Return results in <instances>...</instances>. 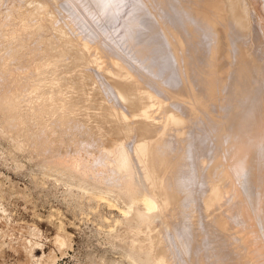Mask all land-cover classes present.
<instances>
[{"label": "rangeland", "instance_id": "rangeland-1", "mask_svg": "<svg viewBox=\"0 0 264 264\" xmlns=\"http://www.w3.org/2000/svg\"><path fill=\"white\" fill-rule=\"evenodd\" d=\"M70 1L71 0H0V264H134V263L135 264H146L145 263L146 260H144L146 258L145 256H142L140 257L142 259H139V262L141 260L142 263L141 262L139 263L138 259L134 257L136 253L135 252L136 250L134 249L136 247L137 248L140 247V245L142 244V241H144L143 236L146 237V235L144 234L145 233L144 228L142 230L141 229L137 230V228H141V225H138L139 220H136L138 219L136 218L137 217L136 215L140 211L143 212L144 208L141 203V200L146 195H148L149 194L148 192L150 191L149 186H148L149 183L147 185L146 180L144 179L143 174L138 166V163L136 162V155L133 149L135 147V141L137 140L136 134L135 133L131 134V136H128L123 141L124 143L123 148L129 155L130 159H132L131 160L132 161V171L130 173H123L120 171L121 172L120 173L118 170H116L113 167L112 164H111L112 166L110 165L111 163L110 161H112L111 156L108 154V150L111 145L110 137L104 138L97 131L96 126H93V127L90 126V123H88L90 120L87 118V120H89L87 122L86 118H84L85 116L83 117L79 114H71L70 112L66 113V114H69L68 116L70 117L65 116L64 115L65 112L64 114L62 113L64 111L62 108V105H59L60 108H62L61 109L62 112L60 111V108H58L57 106L58 104L56 105V103H58L57 101H60L61 103H63L65 99L67 98L68 95L65 96L66 94H64V92L67 91V88L69 86L68 82L71 80V79L69 80L68 77L66 79L65 73L69 69H71V71L69 72L74 71L75 67L73 66L74 64L72 65L73 62L70 61L69 54L60 53L57 51L56 47L60 40L57 38L59 35L54 31V25L61 26L62 28H64L65 32L67 33L66 37H71L75 40V42L77 43L76 51L78 53L82 52L83 55L84 53H87V55H85L86 60H84L85 62L83 61V64H84L83 70L94 79L96 85L98 86L97 88H98L99 93L101 94V97L103 96L102 99H104V101L107 103L108 106H112L113 108H116V109L120 108L123 111H126L128 115V109L123 107L124 104L121 100H118V98H120L118 97V92L116 91L114 87H112L110 80L106 78L107 77L106 72L107 70L109 71L110 69L111 61H114V59L115 60L118 59L121 61L123 57L124 58L122 59V61L125 63V66L127 67V63H129L128 64L130 67L129 71L130 72L133 71V74H132L133 76L136 75L133 77V79L135 78L134 81L136 83L140 81L139 82L140 85L139 83L137 84L140 89L145 90V87H147V84H145L143 81L145 80L144 74L145 73L150 74L149 77L152 76V78L150 77V81L154 79V81L151 82V85L153 83L155 86L156 84L160 83L158 84L159 87L166 85L165 88H166L167 93L164 92L165 94L162 95L165 101H167L173 107L176 103L178 104V102L179 104L184 103L182 104V106H185V104L187 103L186 101L188 99L186 98L184 99V97H181L182 94L180 95L177 93L181 89L179 90V88H176V87H181L183 85L182 77L181 75L180 76L178 75V78L176 80V75L174 74L175 71H172V68L170 67L171 64L169 63V61L165 60L167 59L165 55L166 54L165 51L163 52V54L162 53L161 54H162V57H164L163 60L165 62H168V64H167V67H164L165 70L163 71V69H161V67L159 66V63L157 65V62L155 61L157 57L154 56L156 53H154L153 47L158 53L159 51H157L158 49H156V47L158 48V46L154 44H149V45L147 44L148 46H145L143 48L138 47L142 45V40L146 38V35L147 37L148 35L150 36V31L152 30V23L154 21L151 23L152 20L149 21V19L150 17L152 18V16L150 15L155 13L153 12V10L154 11L156 10V12H159V11L163 12L161 10H163L164 6L167 4V3L165 4V2L167 1L166 0L165 1L164 0H153L155 1V3L152 4V8L153 7L154 8L151 9L149 7L151 6L149 0L148 1L147 0H143V1L130 0L131 2L127 0L128 2H126L125 5H127L128 8L127 7L121 8L122 10H125V12H123L125 14H122L121 13L122 10L120 9L121 11L120 15L121 16L123 15V16L120 17V15L118 14V16L120 17V19L118 18V20L120 21L117 22L115 20V23L113 24L114 19H116L114 18L112 22L113 26L111 25L112 20H110V16L107 14L108 16L105 15L104 17L101 11H98L97 8H94L95 7L94 5L89 3L90 0H83V1L76 0L78 4L81 2L79 6L78 4L76 5L75 1L73 2L72 1L70 2ZM87 1L89 2L87 3ZM132 1L134 3L136 1L137 2L141 1V3L145 1L144 3H146L147 1L149 2V3H146V6L148 9L144 5V7H142L143 12H141L140 9L142 8L141 6H139L141 4L139 3L138 5L136 4L137 3L136 2L135 3L136 5H135ZM184 2H186V0ZM222 2L225 4L227 3L229 7H231L230 5H232V7L236 6L235 14H237V17H241V19H243L242 20V22L244 23L243 27L247 29V33H248L247 38H246L248 40V41L246 40L247 44H249L250 42V46H251L252 45L251 43H253L254 41H259L260 42L259 45L262 47H260L258 43L255 42V44L253 43L252 45L253 49L257 48L255 47V45L258 46V48H263L264 47V43H263L264 42V38H263L264 37L263 35L264 34V0H233V1L232 0H222ZM70 3L71 4L73 3L76 6L71 5ZM128 3H130V6H128L129 5ZM156 3L158 4L160 3L159 4L160 7ZM188 3L189 2H187L186 5L184 3L183 10H184V7L187 6ZM155 4H156V7L154 6ZM34 5H40L44 7V10L42 12L32 11ZM86 5L88 6L86 7ZM227 5L226 7H228ZM136 6L140 7V8L137 7V9L139 10H136ZM162 6L163 8L160 9ZM181 6L182 5H180V8ZM79 7L81 10L79 9ZM83 7L93 10V11L88 10L90 11V13L93 12L91 13L93 15V18L95 16L94 12L98 13V14L96 13L97 16H95L94 19H96L95 21L97 22V26L99 25V28L97 26L95 28L93 26L94 25L93 23L90 24L92 27L89 25V22H94V19L93 21H91L92 18H90L89 16H92V15L89 12L88 13L90 15L88 14L89 15L88 17L90 18V21L88 19H87L88 21H85V22H83L84 20L83 21L80 20L82 18L79 17L78 12L80 11L82 12ZM132 7H135L133 9L136 12L132 10ZM168 7L166 5L165 7L167 8L166 11L164 8L165 12H169L167 11L170 9ZM177 7L178 5L175 8ZM144 8H146L147 10H145ZM175 8H173L170 11L171 13L169 12L168 14H166V16L164 15L165 12H163L164 13L163 16L167 17L168 15V17L169 16L172 17L174 15L175 11L173 10ZM71 10H74V11L71 12ZM126 11H129V12H126ZM145 11L149 12V14L146 12L149 18L147 15H145L146 14ZM74 12H77L78 14L76 13L77 15H74L75 14ZM130 12L132 14L134 12L136 14L139 12L141 13H139L137 16V15H134L135 13L132 15ZM160 12L159 14H162ZM127 13L128 15H126ZM129 14L134 18L137 17L135 20L134 18L132 19L130 17L129 20L131 23H129L128 18H127ZM239 15H242V16H239ZM139 16L141 19L139 18ZM143 16L145 18L147 17V19L143 18ZM77 17L80 19H77ZM84 19H86V15L84 16ZM121 19L122 20L125 19V20L122 22ZM131 20L134 21V24ZM136 20L138 21L135 22ZM144 20L145 21L148 20L147 21L148 23L150 22V24L147 23L149 25V29L147 28L148 26L142 27V26H138L141 24L135 25L136 23H139V21L144 22V25H147L145 24L146 22ZM126 21H128V23ZM100 22H102L101 25H100ZM120 22H122L123 24L125 22L127 23V25L131 24L130 25L131 27L130 28L128 27V29L127 27H124L123 29L126 28L127 30L125 29L126 30L125 31L121 29L123 31L120 32V27L124 26ZM85 23H87V25L93 28L95 33L93 29H90L89 26H87ZM116 23L118 25H116ZM115 25L118 26L117 28L119 29H117ZM119 25L121 26L119 27ZM134 26H136L137 29H140V31L143 33L146 31L149 33H146V34L144 33L145 34V38H144V36L141 35L142 33L141 32L139 33V31H137L136 27ZM132 28L134 29V31L136 30V32H133V33L135 34L139 33L138 35H141V37H143L142 39L139 36L141 40L139 39L138 43L141 45L135 44V42L130 43L131 39L129 40V42L128 40H126L128 43L122 42V40L125 41L123 34L124 33L126 34V32L128 31L127 34L129 35V33L132 32ZM143 28H147L148 30L147 29L145 30ZM100 29L102 30V32ZM129 29H131V32H129ZM151 33L154 35H158V33L154 31H152ZM251 33L253 35H251ZM260 34L262 38L261 36H259ZM135 36L137 37V35ZM135 36L133 35L132 37L134 38V41H136ZM75 38H78L79 40L81 39L80 41L82 42L81 43L80 41L77 42L78 39H75ZM79 44H82V45H79ZM83 45H88L87 46L88 49H85V48L83 49L82 48ZM107 45L111 49H108L109 47ZM143 46H144V42H143ZM81 48L83 49V51H81L82 50ZM47 49H48V52H47ZM107 49L110 50L111 52L108 51ZM52 51H55L57 55L53 56L51 53ZM151 54L153 56H151ZM93 56H96L97 58L99 57V59L101 58L100 62H98L99 64L92 61L91 57ZM154 57L156 58L154 59ZM146 58H147V61L145 60ZM153 62L155 64H153ZM136 64H138L139 66ZM172 64L175 65L176 63L173 62ZM137 68L140 69L139 72L137 70H136L137 72L134 70ZM162 71L163 72L166 71L165 74ZM162 73L163 75H166V73L168 75L173 73V77H175L173 82L174 81L176 82V83L174 82L175 86L172 85L174 91L172 89H169L170 83L166 81V79L168 78V75L162 78L160 77ZM66 74H69V73H66ZM186 75L187 74H185V76ZM185 76L184 78H187V79L189 78V76H186V77ZM158 79L161 81H159ZM157 80L159 82H157ZM164 80L165 82H162ZM72 81L73 79L71 80V83L74 82ZM150 81H149V84H150ZM215 81H217V83L215 82L216 90L213 89V91H217V87H218V91L219 93H221L222 92L221 89L224 88V83L221 82L222 80L220 78L219 79L217 78ZM57 83L59 85H57ZM74 84L75 83H73V85ZM177 84H179V86ZM56 85L59 87H57ZM219 86L222 88H220ZM59 91L61 92L59 93ZM171 91H173L174 93H172ZM217 92L215 93V95L213 93L214 96H212L211 94L212 102H210L211 105L210 104L208 105V106L213 107L214 114L215 112L216 114L218 112L217 102L219 101L220 103L218 105H220L222 101H223L222 103H224L227 100V96H225L227 95V93L224 92V90H223V92L225 93L224 96L223 94H219V93L218 94L221 95L222 98H225V100L218 98L219 96ZM171 93L173 95L170 96L169 94ZM180 93L182 92L180 91ZM162 96H161V99L163 100ZM214 98L216 99L215 102H214ZM52 99L54 100L57 99L56 103H52V102H55ZM179 100L182 102H180ZM190 101L192 102V100ZM53 104H55V106ZM212 104L216 106H213ZM208 106L207 108H205V110L210 109V107ZM220 106L222 108L223 104H221ZM199 109H202V108L195 106V105L192 107V110L194 111L193 112L194 120L196 119V121L198 122L200 120L198 119V117L200 116L202 117V115H203L202 118L204 119L207 118L206 115H205L206 117L204 116L205 112H207L208 114L213 112L212 109L209 112L208 110L207 111L204 110L205 111L204 113H203V110H201L203 114L202 113L200 114L201 111L198 112ZM219 111H220V107H219ZM157 113H155V116L158 119L159 123L158 125H153L152 133H157L158 130H160L159 128L165 125V117H164L163 111L160 110V112L158 111ZM216 114H215L216 117L221 116L220 112H218L217 115ZM62 115L65 116L66 119L68 118V121H66L65 117H63L62 119ZM208 117L210 119L207 118L209 119L207 123L206 124L204 122H203L204 124L202 123L204 126L201 125L200 123L204 121L202 118H201L202 120H200L199 123L196 122L200 124V127L203 126L201 128L202 130H204L203 128L205 127V130H204L205 132L208 131L207 130V128H209L208 124L214 123L221 119V118L219 119L215 118L213 113L210 114ZM213 117L214 119H218V120L211 122V120L213 121V119H211ZM62 120H64L65 123L67 122L66 125L65 123L62 124L60 122ZM194 124H188L184 126V129L185 128L187 129H185V134L183 136L178 135L177 131L172 130L171 127L168 126V128H166L167 137H165V140L160 144L161 146L160 148H162L160 151V154L162 155V153L165 152L163 153V155H166L168 157L169 164H168V170L166 172L167 183L171 187V189H173L177 198L180 199L179 202L182 205L181 210L178 211L179 215L175 216L176 215L175 213H174L175 215L171 213L173 216L168 215L169 218L166 215L165 221L164 219H161V221L158 224L159 229H161L160 227H162L161 229L163 232L162 238L163 239L165 238L164 239L165 243L166 245H168L167 246L168 251H169L168 264H179V263L180 264H195V261H199V260H200L199 264H234L235 262L240 260V257L242 259L241 261L243 262V264H260L261 262H264L263 261L264 251L261 252L259 250L264 249V246H263L264 244L262 245L263 246V249H262V246L258 245L259 244L258 242L257 243L255 242L259 241L258 237L261 239V237L264 236V233H263L264 229L262 230V228H260L262 227L261 225L260 227H258L259 226L258 224H260V217L254 216L255 213H257L255 210V208L257 207L253 206L255 208L253 207L250 208L252 209V213L254 214L251 221L246 218H245L246 220L240 218L241 213L246 214L243 211L247 212L246 210H249L248 207H246L248 209L246 208H244V210L240 209V211L242 212L238 213V215L236 211L235 212L230 211L231 213L228 212L229 209L231 210L236 205H238V203L240 202L241 193L240 191H237L239 189H236V190L233 189L231 191L233 194L229 193V195L225 197V199L223 200L225 204L222 202V205L224 206H221L219 208L217 207L218 209L215 208L218 210V212L217 210L212 209L208 213L203 214L201 211V208H198L199 205L201 206V203L199 202L197 198L195 188L197 187V184H198L197 179L199 175L197 174L199 173L197 172L201 171V169H199V166L200 168H202L201 158L202 156H204V153H203V150H201L199 147L194 148L195 150H193L190 143L186 144V142H189V140H187L189 138L188 134L190 133L191 135V132H189L188 129L191 130L192 129L191 127L194 128L193 126ZM198 124H196V126L198 127H195V129L196 128L200 129ZM126 125L127 124L125 125L123 124V128H125V130L129 128L128 127L129 125L127 126ZM188 126L189 127L191 126L190 127L191 129L188 128ZM193 130H191L192 133L194 132ZM200 130H197V131H200ZM200 132H202L201 134L204 133L203 131H200ZM200 132H197V133H200ZM197 133L196 134L194 133V135L200 136V134H197ZM173 138L176 139V140L174 139L175 143L177 142L181 143L182 149L180 148V150H177V153L175 150H171L172 151L171 152L169 149L165 148L167 145L166 139L173 140ZM182 138L183 139L187 138L185 140L186 142ZM198 149H200L199 152H198ZM193 151L196 152L195 156H193L195 159H193L192 157V155H194ZM217 152L219 153V155ZM166 153L168 154L171 153V154L167 155ZM191 153L192 155H190ZM221 153L222 154H220V150L218 149L215 153L216 158L214 157V154H213L212 158L210 156L207 159L209 161H207L205 168L211 166L212 164L213 176H217L223 170V168L227 165L226 162H228L227 161L228 159H225V156L226 155L228 156L229 154L227 153L226 150L224 151V153L223 152ZM196 155H199V156H196ZM248 157L249 156H246L245 159L242 158V162L247 161L249 159ZM227 158H229V156ZM215 159L218 162H216ZM222 159H223V162L225 163L221 162ZM195 162H197V166H195L196 165ZM78 163H81V164H78ZM191 163L193 164L192 166H190ZM221 165L223 166L221 167ZM194 167L195 168L198 167L196 168L197 170ZM186 169L188 172L184 173ZM216 169H218L219 171L218 170L216 171ZM189 170L191 172H189ZM193 171L195 172L197 171V172L195 173ZM237 171L238 170H236V172ZM243 171H241L240 173H242ZM214 172L218 174L215 173L214 175ZM238 174L235 175L236 177L235 176L234 177L235 179H237L236 181H240L236 183L237 184L239 183L238 185L240 189H242V186L244 185V183H242L243 177L240 176V174L239 175ZM130 175L133 176L132 181L128 180V177ZM189 177H192L194 181L191 182L192 178H189ZM168 178L170 179V181ZM188 178H189V181H188ZM174 180H177L176 183H172V182H175ZM183 181H185L184 182L185 184H183ZM170 182L172 183L171 185H170ZM180 183L182 184L180 185ZM173 184L174 185L176 184L178 186L180 185L179 187H181L182 189L179 187L173 186ZM127 185L131 189H134V190L136 189L138 191V192L136 190L134 191L135 192L134 195L130 197L132 199H130L129 197L125 198L126 196L124 197V195H122L123 193H121L123 187ZM133 187H136V188H133ZM175 188L178 190L179 194L177 190L175 191ZM192 188L195 190L194 192ZM190 191H192V193ZM234 191L236 192V194ZM143 192L144 194L146 192L147 193L145 196L142 197V195H144ZM184 194H187V196ZM139 195L141 197H139ZM232 195L234 196V200H233ZM228 198L232 199V201H230ZM228 200L230 204H228ZM232 204H234L233 207H231ZM184 211H185V214H184ZM167 214H170V213H167ZM226 214L229 216H227ZM218 215H220L221 219ZM156 218L154 217V220ZM216 218H218L217 222H216ZM257 218H259V220H257ZM180 220L182 221V224L180 223L181 222ZM224 221H225V224H224ZM234 221L236 224L233 223ZM227 222L233 223V227L235 226V228L232 227L231 223H230L231 225L226 224ZM255 222H257V225H258L257 227L260 228L257 231L262 230L260 233L258 232L259 234L253 231V230L256 231V229H258L255 225L256 224ZM203 223H205V225ZM261 224L264 227V223H261ZM169 225L171 226L170 228H168ZM217 225L221 227L223 226V228L220 227L221 229H219V226ZM254 225L256 228H254ZM163 226L165 227V229ZM175 226L176 227L178 226V227L175 229L174 228ZM224 226L226 228H224ZM179 227H181L183 231L180 230ZM251 228H253V230H251ZM248 230H251V232L253 233H250L249 231L248 232L249 234H248L247 233ZM140 231L142 232L144 231V233L140 234L142 233ZM181 232L183 233V235ZM136 233H139V234L137 235ZM174 233L176 234V236ZM213 234L216 236L215 238ZM136 235L138 238L140 236L139 238L140 241L137 240V243H135L136 239H138L136 238ZM184 235L188 239H186ZM174 237L176 238L175 241H174ZM195 237L198 238V240H200L201 243L203 241V244L207 240L206 238L208 239L210 238L209 240L211 241L210 242L211 244L207 240L206 241L207 245L205 244L206 246L205 245L203 246V244L200 243L198 248L195 249V247L197 246L196 244H194L197 242L196 241L197 239ZM213 238L215 241L217 239L220 243L218 241L215 242ZM246 239L247 240L249 239L248 242L246 241ZM250 239L254 241L252 242L250 241ZM192 240H195V241L193 242ZM249 242L254 243V244L253 245L249 244ZM143 243H145L143 245H146V242H143ZM135 244H137L138 246H136ZM171 245L175 246V248L171 247ZM203 247L205 249H203ZM208 247L209 248L211 247V249H209ZM209 250L211 251L210 253H209ZM195 251H196V254H195ZM258 251H259V254L257 255L256 253V255H254L255 254L254 252H258ZM194 254L196 256L199 255L200 257H196ZM259 255L260 256L263 255V257H260ZM243 256L245 257L244 259H243ZM253 256L255 258L258 256L259 258L258 257L257 258L259 260H262V259L263 260L257 261L256 260L257 258L254 260ZM200 258H203V259H200Z\"/></svg>", "mask_w": 264, "mask_h": 264}, {"label": "bare ground", "instance_id": "bare-ground-1", "mask_svg": "<svg viewBox=\"0 0 264 264\" xmlns=\"http://www.w3.org/2000/svg\"><path fill=\"white\" fill-rule=\"evenodd\" d=\"M71 1L76 2V0H71ZM77 1H80V0H77ZM128 1L131 2L130 0H128ZM128 1L127 0H90V2L87 1V3L89 2L92 5H94L95 6L94 8H97L98 11H101V13L104 17H105V15L106 16L109 15L110 20H112L111 21V25H112L114 18H116V19H114L113 24L115 23V20L117 22L120 21V20H118V18L120 19V17L123 16V15L122 16L120 15V12H121L120 9L122 7L123 8L127 7V5H125V3ZM133 1H135V0H133ZM137 1H139V0H137ZM141 1H143V0H141ZM141 1L137 2V3L135 2V3L138 5L140 3L141 5H139V6H141V8L144 7V5L147 8L146 3L150 2L151 6H149V7L151 9L154 8V7L152 8V4L155 3V1L149 0V2H147L148 1L147 0L146 3H144L145 1L141 3ZM166 1L167 2H165V4L167 3L166 4L167 7L169 6L168 8H170L167 11L170 12L177 5H178V7L173 10L175 12H174V15L172 13V15H173L172 17H170V16L168 17V15H167L168 18L165 17L166 14L169 13V12H165L167 9V8H165L166 7L165 4H164L165 5L164 6L165 11H164L163 6L160 8V9L163 8V10H161V11L165 12V14L163 12H160V11L159 12L162 14H159V12H156V10L155 11L153 10V12H155L156 14L154 13V14L150 15V16H152V18L150 17L149 21L152 20L151 23L154 21L152 23V30L150 31V36L148 35V37H147V35H146V38H145V34L149 33V32L146 31V32H144L145 33L144 34L143 32L140 31V29H137V27L134 26V27H136L137 31H139V33L141 32L142 33L141 35L144 36V38H145L144 40H142V45L139 44L138 42H139V39L141 40V38L143 39V37H141V35H138L139 34L138 32H137L138 34L133 33V32H136V30L134 31V29H133L134 27L132 28V32H131V29H129V32H131V33H129V35L127 34L128 31L126 32V34L125 33L123 34L125 41L122 40V42L126 43L127 42L126 40H128V42H129V40L131 39L130 43L135 42V44L141 45V46H138L140 48L148 46L149 44H154V45L158 46V48L155 46L156 49H158L157 51H159L158 53L156 52L155 48L153 47V51H154V53H156L154 56L157 57V58L154 57V59L156 58L155 61L157 62V65L159 63V66L161 67V69H163V71L165 70L164 67H167V64H168V62H165L163 60L164 57H162V54L165 51V53H166L165 55L167 57V59H165V60L169 61V63L171 64L170 67L172 68V71H175L174 74L176 75V80L178 78V75L179 76L181 75V77H182L183 85L181 87H176V88H179V90L181 89L180 91L182 93H180V91L177 89L179 91L177 93L180 95L182 94L181 97H184V99L185 98L188 99L186 101L188 104L186 103L185 106H182V104H184V103H180L181 104L180 105L178 102V104L176 103L173 107L171 104H169L167 101H165V99L162 95L165 94L164 92L167 93L166 88H165L166 85H163L162 87L158 86V84H160V83L156 84V86L154 85V83L151 85V82H153L154 79L152 81H150V77L152 78V76L149 77L150 74H147V73L144 74L145 80H143V81L145 84H147V87H145V90L140 89L137 85L140 81L138 83H136L134 81L135 78L133 79V77L136 75L133 76L132 75L133 71L132 72L129 71V69H130V67L128 65L129 63H127V67H129V68H127L125 66V63L122 61V59L124 57L121 59V61L118 59H116V60L114 59V61H111L110 69H109V71L107 70V72H106V76H107L106 78H108L110 80L112 87H114L116 89V91L118 92V97H120V98H118V100H121L124 104V106H123V104H122V106L128 109V115H127L126 111H123L120 108L116 109V108H113L112 106H108L107 103L104 101V99H102L103 96L101 97V94L99 93L98 88H97L98 86L96 85L94 79L88 73H86L83 70V65H84L83 61L86 60L85 55H87V53H84V55L82 52L78 53L76 51L77 50V43L75 42V40L71 37H66L67 33L65 32L64 28H62L61 26H57V25L55 26L54 25V31L59 35L57 38L60 40L57 44L56 49L60 53L69 54L70 55V61L73 62L72 65L74 64L73 66L75 67V68L73 67L75 70L72 72H69V71H71V69H69L66 72L69 74L65 73V77H66V79L68 77L69 80L73 79L74 82L73 81L72 82L75 84L73 85V83H71V80L70 81L67 80L70 82V84H72V85H70L68 82L69 86L67 88V91H65L66 93L64 92V94H66L65 96L68 95L67 98L66 97H65L66 99L64 98L65 101L63 103H61L60 101H57V99L56 100L52 99L55 101L52 103H56V101H57L58 103H56V105L58 104L57 105L58 108H60L59 105H62V108L64 111L62 112V110H61L62 108H60V111L63 114L65 112V114H64L65 116H68L69 114H66V113L70 112L71 114H79L83 117L85 116L84 118H86V120H87V118L90 121L92 120L91 122L89 120H87V122L89 121L88 123H90V126H92V127L96 126L97 131L104 138L110 137L111 145H110V148L108 150V154L112 158V161H110L111 162L110 165L112 164L113 167L116 170H118L119 172L121 171L123 173H130L132 171V161H131L132 159H130L129 155L127 154V152L123 148V146H124L123 141L128 136H131V134H133V133L136 134L137 140L135 141V147L133 148L135 155H136V162L138 163V166H139V168L143 174L144 179L146 180L147 185L149 183L148 186H149L150 191L148 192L149 193L148 195H146L147 192L145 194L143 192L144 195H142V197L146 195L141 200V203H142L144 209H143V212L138 211L139 213L138 212H137L138 214L136 213L137 214L136 218H138L136 220H139V222H138L139 224L138 223L137 224L141 225V228H137V230L138 229L142 230L144 228L145 233H144V231L143 232L140 231V232H142L140 234L144 233L146 235V237L143 236L144 241H142L143 240L142 239L141 240L142 244H141L139 242L140 236H139V238L137 237V235L139 233H136L137 234L136 238H138V239L135 238L136 239L135 243H137V240H139L138 242L142 246L139 244L140 247L137 248L136 246H138V245L135 244L136 248L134 250H136L135 251L136 253L134 251L133 252L135 253L134 257L138 259V262H139V259H142L140 257L145 256L146 258L145 257H143V258H145L144 260H146V262H145L146 264H168V258H169V251L167 248L168 245H166V243H165V240H164L165 238L164 239L162 238V233H163L161 230L162 227H160L161 229H159L158 224L161 221V219H164V221H165L166 215H167V217H168V215L173 216L172 214H174V213L176 214V215L174 214L175 216L179 215L178 211L181 210V208H182L181 207L182 205L179 202L180 199L177 198V196L175 195V192L173 191V189H171V187L168 185L167 180H166V172L168 170V164H169L168 163V157L166 155H163V153H165V152H163V153L161 152L162 155L160 154V151L162 149V148H160L161 147L160 144L165 140V137H167L166 136V130H167L166 128H168V126L171 127L172 130L177 131L178 135L183 136L185 134V129H187V128L184 129V126H186L188 124H194L195 123L193 125L194 128L190 126L192 129L188 126V128L193 130V129H195V127H198V126H196V124H198L200 122V120H202V119L204 121L200 122L201 125H203L204 123L206 124L207 121L210 119L208 116L212 113H213L215 118H218V119L221 118L220 120L214 119V117L211 118V119H213V121L211 120V122H214L215 120H218V121L211 123V124H208L209 128H207L208 131H206V132L204 131L205 127L203 128L204 130L201 129L204 125L202 127H200V124H198L201 130L199 128H196V129L203 131L204 132L203 134H201L202 132L197 131L196 129L193 130L194 131L193 133L191 130L188 129V131L191 132V135H190V133L188 134L189 138L188 139L186 138L187 140H189V142H186L185 141L186 139L182 138L186 142V144L190 143L193 150H195L194 148L199 147L201 150H203V153H204V156H202L200 154L201 151L199 153L202 156V158H201L202 168H200V166H199V169H201V171L200 172L196 171L197 173H199V174H197V175H199L198 179L195 178L198 180V182H197L198 184H197L196 188L193 187V188H195L197 198H198L199 202L201 203V206L199 205L198 208H201L202 213L206 214L209 211H211L212 209L224 206V205H222V202L225 199V197H227V195H229V193H232L231 191L233 189H235V190L239 189L237 191H240V193H241L240 202L238 203V205H236L231 210L229 209L228 212H230V211L235 212L236 211V213L238 215V213L242 212V211H240V209L244 210V208L248 207L250 211L246 210L248 213L243 211L246 214L241 213L240 214L241 217H240V215H239V217L241 219L246 218V219H249L251 221L254 214L252 213V209H250V208L253 206H256L257 208L253 207V208H255V210L257 212V213H255L254 216L260 217V224H258L259 225L258 226L257 222H255L256 223L255 225H256V227L257 226L260 227V225H261L262 227H260V228H262V230L264 229L263 225L261 224V223H264L263 222L264 221V47L258 48V46L255 45V47H257V48L253 49V47H252L253 43L255 44V42H257L259 45L260 44L259 41H254L253 43H251L252 44L251 46H250V42H249V44H247V41H248L246 39L247 35H248L247 29H245L243 27V24H244L242 22L243 19H241V17H237V14H235L236 13L235 12L236 6H234V5H233L234 7H232V5H230L231 7H229L227 5V3L226 4L223 3L222 0H186V2H184L185 0H166ZM183 2L185 3V5L187 2H189L187 4V6L184 7L185 11L183 10V5H184ZM87 3H85V4H87ZM133 3H132V5H133ZM77 4L78 3L76 2V5ZM79 4H78V6H79ZM128 4H129L128 6H130V3H128ZM150 4H148V5H150ZM156 4H158V3H156ZM156 4L154 5L155 7H156ZM159 4H158V6H159ZM189 4H190V6H189ZM228 4H229V2H228ZM71 5L76 6L73 3ZM88 5H86V7ZM180 5H182L181 8H180ZM226 5L228 7H226ZM74 6H73V8H74ZM82 6H83V4H82ZM139 6H136V10H139V9H137V7H139ZM80 7H79V9H80ZM86 7H83L82 12L81 11L78 12L79 14L77 12H74L75 13L74 15L78 14L79 17H81L82 19H80L78 17H77V19H80L82 21L84 20L83 22L88 21V20L90 21V18H92L91 21H93L95 16H97L96 15L97 12H94L95 16L93 18V15L91 14L93 12L90 13V11L92 9L90 10L89 8H86ZM76 8H78V7H76ZM133 8H135V7H132V10L135 11ZM146 8H144V9L147 10L148 8L147 9ZM180 9H182L183 12ZM43 10H44V7H42L40 5H34V7L32 9V11H34V12H42ZM74 10H71V12H73ZM88 10H90V11H88ZM140 10H141V12H143V8ZM157 10H158V8H157ZM129 11H126V12H129ZM88 12L92 16H89L90 14ZM123 12H125V10H122V12H121L122 14H125ZM141 12H139V13H141ZM146 12L147 11H145V13ZM139 13H137V14L135 13L134 15L138 16ZM147 13L149 14V12H147ZM147 13L145 15L148 16ZM118 14L120 15V17L118 16ZM163 14L165 16H163ZM85 15H86V19H84ZM126 15H128V13ZM169 15H171V14H169ZM239 16H242V15H239ZM130 17L132 19L134 18L129 14V16H127L129 23H131L129 20ZM136 18L137 17H135L134 20ZM139 18H140V16H139ZM143 18H145V17L143 16ZM148 18H149V16H148ZM153 18H154V20H153ZM100 19H101V17H100ZM145 19H147V17ZM95 20L96 19H94V22H89V25L91 23H93L94 25L93 24L92 25L96 28L97 22ZM124 20L121 19L122 22ZM128 21H126V22L128 23ZM131 21L134 24V21L133 20H131ZM137 21L138 20H136L135 22H137ZM140 21H139V23H136L135 25L141 24L138 26H142V27L148 26L147 28L149 29L148 24H150V22L148 23L147 22L148 20H146V21L144 20L146 22L145 24L148 23L147 25H144V22H140ZM95 22H96V24H95ZM122 22H120V23H122ZM87 23H85V24L87 25ZM101 23L102 22H100V25H101ZM127 23H125V22H124V24L122 23L124 26L119 25V27L120 26L122 27V28L120 27V32L126 29V28L123 29L124 27H127V29H128V27L129 28L131 27L130 26L131 24L130 25L128 24L129 25L128 26ZM133 24H132V26H133ZM89 25H87V26H89ZM116 25H118V24L116 23ZM125 25H127V26H125ZM90 26H89V28L93 29V28H91L92 26L91 27ZM97 27L99 28V25ZM117 27L118 26H116V28ZM139 28H141V27H139ZM147 28H143V29L146 30ZM117 29H119V28H117ZM121 29H123V30H121ZM97 30H99V29H97ZM93 31H94V29H93ZM152 31L157 32L158 35L152 34L151 33ZM89 32H90V30H89ZM101 32H102V30H101ZM94 33H95V31H94ZM151 34H152V36H151ZM254 34H256V33H254ZM124 35H126V36H124ZM133 35L134 36L137 35V37L140 36L141 38L140 37L137 38L135 36L136 41H134V38H132ZM249 35H250V33H249ZM251 35H253V34L251 33ZM259 36H261V34ZM259 36H258V38H259ZM103 37H105V36H103ZM261 38H262V36H261ZM75 39H78V38H75ZM109 39H110V37H109ZM121 39H123V38H121ZM137 39H138V41H137ZM250 39H251V37H250ZM80 40L78 39L77 42H79ZM262 41H261V43H262ZM81 42L82 41H80V43ZM143 42H144V46H143ZM140 43H141V41H140ZM103 44H104V42H103ZM79 45H82V44H79ZM182 45H183V47H182ZM84 46H86V47H84ZM87 46L88 45H83L82 48L88 49ZM112 47H114V46H112ZM260 47H262V46H260ZM83 49L81 51H83ZM108 49H111V48L109 47ZM108 51H110V50H108ZM147 51H149V50H147ZM47 52H48V49H47ZM51 53L53 56L57 55V53L55 51H52ZM112 53H114V52H112ZM145 53H146V51H145ZM151 53H153V52H151ZM109 55H111V54H109ZM165 55H163V56H165ZM83 56H84V58H83ZM149 56H150V54H149ZM151 56H153V55L151 54ZM91 58H92V61L96 62L97 64H99L98 62H100V59H101V58L99 59V57L97 58L96 56H93ZM91 58H90V60H91ZM115 58H117V57H115ZM145 60L147 61V58ZM173 62L176 64L175 65L172 64ZM153 64H155V63L153 62ZM136 65H138V64H136ZM130 66H132V65H130ZM171 68H170V70H171ZM134 70L135 71L137 70L139 72L140 69L137 68ZM165 72H163V73L165 74ZM184 72H185V74H187L186 76H189L188 79L184 78V76H185ZM163 73H162V75H163ZM141 74H143V73H141ZM146 74H147V76H146ZM162 75H160V77L163 78L164 76H166L168 74L166 73V75H163V76ZM174 78L175 77H173V73H171L170 75H168V78L166 79V81L170 83L169 89H172V90H173V86H175L174 85L175 81L173 82ZM217 78L218 79L220 78L222 80L221 82L224 83V88L221 89L222 90L221 93H219L218 87H217L218 92L213 91V89L216 90L215 86H216L217 81H219V80L215 81ZM158 80H157V82L161 81V80H159V81ZM149 81H150V84H149ZM162 82H165V80ZM172 82H173V84H172ZM58 83H57V85H59ZM218 84H217V86H218ZM139 85H140V83H139ZM177 85L179 86V84H177ZM220 86H221V84H220ZM222 86H223V84H222ZM57 87H59V86H57ZM140 87H142V86H140ZM220 88H222V87H220ZM223 90H224V92L227 93V95H225V96H227V100H226V102H224L225 104L222 103L223 101L221 102V104H223L222 108L220 106L221 104L218 105L220 102L216 101L218 103L217 104L218 112H220V115H221V116L219 115L220 117H216L215 116L216 112L214 114L213 107L208 106V105L210 104V102H212L211 94H212V96H214L215 93L217 92V94L218 93L223 94V96H224L225 93L223 92ZM173 91H171V92L174 93ZM60 92L61 91H59V93ZM172 93L169 95L170 96L173 95ZM213 93H214V95H213ZM219 94H218V96H219L218 98L225 100V98H222V96ZM161 96L163 97V100L161 99ZM218 98H217V100H218ZM166 99H167V97H166ZM190 100H192V102ZM215 100L216 99L214 98V102H215ZM180 102H182V101H180ZM53 105L55 106V104H53ZM194 105L202 108V109H199L198 112L201 110H203V113L207 110L209 112L212 109V111H213L212 113H209V114L207 112H205L206 114L204 113V116L206 115L207 118H209V119L205 118L206 119L205 120L204 118H202L203 115H202V117L201 116L198 117L199 116L198 115L197 117H198V119H200L199 122L196 121V119L194 120V116H193L194 111L192 110V107ZM207 106L210 107V109L205 110V108H207ZM213 106H216V105H213ZM219 107H220V111H219ZM177 108H179L181 110V112ZM216 109H217V107H216ZM160 110L163 111V114L165 117V125H163V126L161 125L162 127L159 128L160 130H158L157 133H152L153 125H158V123H159L158 119L155 116V113H157L158 111L160 112ZM218 112H217V114H218ZM201 113H202V111L200 112V114ZM65 116L62 115V119ZM68 117H70V116H68ZM65 119H66V117H65ZM66 121H68V118L66 119ZM60 122L62 124L65 123L64 120H62ZM196 122H198V123H196ZM66 123H65V125H66ZM123 124L129 125L128 126L129 128L127 127L128 129L126 128L127 130H125V128H123ZM197 132H200V133H197ZM194 133L200 134V136L199 135L195 136ZM171 139L170 140L166 139L167 145L165 148L169 149L170 151L175 150L177 153V150H180V148L182 149L181 143L180 142L175 143V141H174L175 138H173V140H171ZM183 140H182V142H183ZM165 143H166V141H165ZM183 144H184V142H183ZM200 149H198V152ZM218 149L220 150V154H222L221 152L224 153V151L226 150L227 153L229 154L228 155L229 158H227L228 156L226 155L227 156L226 157L224 154L225 159H228L227 160L228 162H226L227 165L223 168V170L219 174L214 172V175H215V173L218 175L213 176L212 164H211V166L208 165L209 167H207V168H205L206 167L205 165H206L207 161H209L207 159L210 156L212 158L213 157L212 155L214 154V157H215V155H216L215 153ZM190 152H191V150H190ZM195 153L196 152H194V155H192V153L190 155H192V157H193V156H195ZM166 154L170 155L171 153L170 154L166 153ZM218 155H219V153H218ZM186 156H187V154H186ZM196 156H199V155H196ZM243 156H245V157H243ZM246 156H249L248 157L249 159L245 162L244 161L242 162V158L245 159ZM221 157H223V156H221ZM193 159H195V158L193 157ZM198 159H200V158H198ZM188 160H190V159H188ZM188 160H186V161H188ZM193 161H195V160H193ZM215 161H216V159H215ZM216 162H218V161H216ZM221 162H223V159ZM192 163L190 166L193 165ZM195 163H196V165L195 164L194 165L197 166V162H195ZM223 163H225V162H223ZM243 163H245V164H243ZM78 164H81V163H78ZM188 164H190V163H188ZM214 164H216V163H214ZM222 166L223 165H221V167ZM196 168H198V167H196ZM214 168H216V167H214ZM217 170L218 169H216V171ZM219 170H220V168H219ZM236 170H238L237 172L240 174V176L243 177L242 183H244V185L243 186L241 185L242 189H240V187L238 185L239 183L238 184L236 183V182H240V181H236L237 179H235V177H236L235 175L238 174L236 172ZM241 171H243V172L240 173ZM186 172H188L187 169L184 173H186ZM189 172H191V171L189 170ZM193 172H195V171H193ZM81 173H82V171H81ZM139 173H140V171H139ZM125 175H127V174H125ZM132 177L133 176L130 175L128 177V180L132 181ZM193 177H195V176H193ZM189 178H192V177H189ZM189 178H188V181H189ZM184 179H185V177H184ZM177 180H174L175 182H172V183H176ZM169 181H170V179H169ZM185 181H183V184H185L184 183ZM193 181L194 180L192 178L191 182H193ZM172 183L170 182V185ZM181 184L182 183H180V185ZM173 186L179 187L176 184L175 185L173 184ZM133 188H136V187H133ZM179 188H181V187H179ZM135 190L131 189L127 185V186L123 187V189H122L123 192L121 190L120 191H121V193H123L122 195H124V197L126 196L125 198H127V197L130 198L134 195ZM176 190L177 189L175 188V191ZM195 190L193 189V192ZM177 192H178V190H177ZM190 192L192 193V191H190ZM178 194H179V192H178ZM235 194H236V192H235ZM184 195L187 196V194H184ZM139 197H141V196L139 195ZM232 197L234 200L233 195H232ZM229 198H231V197H229ZM130 199H132V198H130ZM229 200L232 201V199H229ZM229 200H228V204H230ZM226 202H227V200H226ZM233 205L234 204H232L231 207H233ZM248 208H246V209H248ZM217 209H215V210H217ZM182 212H180V213H182ZM217 212H218V210H217ZM167 213H170V214H167ZM215 213H214V215H215ZM184 214H185V211H184ZM226 215H224V216H226ZM218 216L220 217V215H218ZM227 216H229V215H227ZM154 217L155 218L157 217V218L154 220ZM178 217H180V216H178ZM220 219H221V217H220ZM257 220H259V218H257ZM217 221H218V218H216V222ZM229 221H231V220H229ZM255 221H256V219H255ZM221 222H223V221H221ZM180 223L182 224V221ZM230 223L227 222L226 224H229V225L232 224V227H233V223H235V221L231 224ZM203 224L205 225V223H203ZM224 224H225V221H224ZM219 225H217V226H219ZM222 225H223V223H222ZM255 225H254V228H256ZM226 226H228V225H226ZM170 227L171 226L169 225L168 228H170ZM177 227L175 226L174 228L176 229ZM220 227L221 226H219V229L223 228V226L221 228ZM216 228H218V227H216ZM224 228H226V227L224 226ZM233 228H235V226ZM260 228L256 229V231L253 230V228H251V230H253L254 232H257V234H259L262 230L261 231H257V230H259ZM164 229H165V227H164ZM179 229L182 230L181 227H179ZM180 230H179V232H180ZM251 230H248L247 233L249 231H250V233H253V232H251ZM224 231H225V229H224ZM164 232H165V230H164ZM173 232H174V230H173ZM173 232H171V233H173ZM191 233H192V231H191ZM166 234H167V232H166ZM168 235H166V236H168ZM182 235H183V233H182ZM250 235H252V234H250ZM175 236H176V234H175ZM207 236H208V234H207ZM213 236H214V238L216 237L214 234H213ZM184 237H185V235H184ZM262 237H263V239H262ZM262 237H261V239L258 237L259 241H256L255 243L258 242L259 243L258 245L262 246L264 244L263 243L264 242L263 241L264 236H262ZM145 238H146V240H145ZM214 238H213V240H214ZM175 239L176 238L174 237V241H175ZM186 239H188V238H186ZM196 239H197L196 240L197 242L194 244H196L197 246L195 247V249L198 248V246L201 243V241L198 240V238H196ZM206 239L209 241V243L211 242L209 240L210 238L209 239L206 238ZM251 239H250V241H252ZM248 240L246 239L247 242H248ZM192 241L194 242L195 240H192ZM206 241L204 244L202 241L201 244H203V246L205 244L207 245ZM217 241L218 240L216 239L215 242H217ZM143 242H146V245H143V244H145ZM249 244L253 245L254 243L249 242ZM173 245H174V243H173ZM263 246H262V249H263ZM171 247L175 248V246H172V245H171ZM248 247H250V246H248ZM231 248H232V246H231ZM203 249H205V248L203 247ZM209 249H211V247ZM227 251H228V249H227ZM259 251L262 252V251H264V249L259 250ZM259 251L254 252L255 254L254 253H252V254L256 255V253H257V255H258ZM210 252L211 251L209 250V253ZM195 254H196V251H195ZM200 255H202V254H200ZM263 255H264V252H263ZM263 255H261V256L259 255V256L263 257ZM195 256H194V258H195ZM241 256H242V254H241ZM196 257H200V256L198 255ZM244 258L245 257L243 256V259ZM256 258L254 257V260ZM258 258L256 259L257 261H262L264 259V257L262 260H259ZM137 259H136V261H137ZM200 259H203V258H200ZM196 260H197V258H196ZM241 260L242 259L240 257V260L237 261L238 263L235 262L234 264H243V262ZM140 262H141V260H140ZM196 263L199 264L200 260L195 261V264ZM258 263H260V262H258ZM262 263L264 264V262H261L260 264H262Z\"/></svg>", "mask_w": 264, "mask_h": 264}]
</instances>
